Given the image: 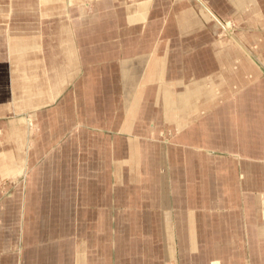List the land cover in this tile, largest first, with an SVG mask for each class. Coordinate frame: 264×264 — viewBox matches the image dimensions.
<instances>
[{
	"label": "crops",
	"instance_id": "0c3cea01",
	"mask_svg": "<svg viewBox=\"0 0 264 264\" xmlns=\"http://www.w3.org/2000/svg\"><path fill=\"white\" fill-rule=\"evenodd\" d=\"M44 5L0 0V52L9 46L0 56V183L10 188L32 153L15 140L22 88L36 90L25 112L51 105L65 82L77 92L72 105L91 97L84 105L99 110L71 118L73 162L70 148L67 165L52 161L32 180L56 188L31 198L48 206L36 220H51L50 238L36 245L42 264H264V0H71L68 70L58 49L44 50L47 10L64 6ZM54 79L58 92L45 97ZM79 130L90 147L103 141L87 163ZM83 175L96 194L80 201Z\"/></svg>",
	"mask_w": 264,
	"mask_h": 264
},
{
	"label": "rangeland",
	"instance_id": "374dc122",
	"mask_svg": "<svg viewBox=\"0 0 264 264\" xmlns=\"http://www.w3.org/2000/svg\"><path fill=\"white\" fill-rule=\"evenodd\" d=\"M16 0H14L15 2ZM28 4H38L41 8L42 4L48 7L52 3L63 4V10L59 13V15H55L56 11L47 10V14L44 12V50L46 52H54L58 49V55L60 56L59 62L61 69L66 67V63L69 56V62L71 63V57L74 55V51L68 45V36L71 35V10L68 11L67 4L69 3V8H71V0H26ZM41 4H40V3ZM45 7V8H46ZM34 9V6H32ZM67 9V10H66ZM35 11V10H34ZM33 13H36V11ZM1 12V11H0ZM28 12H32L29 10ZM38 12V11H37ZM58 12V11H57ZM30 16V15H27ZM1 17V15H0ZM4 17V16H2ZM6 20H8L7 15H5ZM29 18V17H28ZM222 27L228 30L231 35L233 34V29L229 26L228 22L223 23L222 20L220 21ZM222 27H217L221 30L219 32L220 38L223 36H228L227 33L224 32ZM165 28V27H164ZM28 33H32L31 29L28 30ZM164 31V29H163ZM60 36V42L57 45L53 40V36ZM163 35V32L162 34ZM65 38V41H63ZM1 44V43H0ZM5 52L1 53V60H5L7 57V53L9 50V46L5 42ZM17 49H23V46L16 45ZM27 49V47L25 48ZM57 52V51H56ZM56 54L54 55L55 58L53 60V66L51 64L50 57L47 58L45 61L49 63L48 73L45 72V75L42 74L41 76L44 77L46 81V85L49 84V81L55 77L52 74L53 69L56 70L55 63H57ZM43 60V61H44ZM60 69V68H59ZM87 77L94 79V76ZM40 76V77H41ZM33 77V76H31ZM30 79L29 81H31ZM133 82V76L131 79L129 78L128 84ZM59 80L55 79L50 83L48 91L45 89L43 91V95L51 97V94H57ZM71 82L63 83V89L57 95L56 99L52 102L51 105L45 106L40 108L38 112L35 114L31 112H25L27 108H34L33 102L31 98L35 96L34 92H36L35 87H32L31 83H29L26 88H22L23 90V97L24 100L28 98V100L24 101V106H20L21 114L18 116V121L20 128H17L15 131V140L17 141L18 146L21 145L25 148V151L32 152L28 158V166L26 170L22 171L20 177H18L14 184L9 188V186L4 185V181L0 183V264H42L44 259L40 257L41 249H38L36 245L42 244V241H46L50 238L47 234H45L48 230V226L51 224V220L48 218L36 220L34 216V212L38 210L39 212L45 209H48L46 203H34L32 202L31 198L34 195H43L46 198L48 195H51L52 192H55L56 188L51 187L47 180L43 181L44 184L41 186L33 185V181L37 179L39 174H44L45 169L50 168V164L52 161H59L62 162L64 165H67L69 156V149L71 148V162H73L72 158V149H76L78 140L75 138V131H74V124L71 123V118L74 117V114L77 112L81 114V116L86 115L88 118L96 117V112L99 110V106H91V103L95 102L94 99L89 97V99L84 100L81 99L80 103L81 106L77 108L72 105L76 100L74 99L75 96V88H71ZM91 85H93L91 83ZM3 86V85H2ZM34 88V90H33ZM133 89V87H130ZM41 91V89L39 88ZM3 91V90H2ZM0 91V92H2ZM38 92L41 94V92ZM84 92H81V95ZM89 96L94 94L92 91L87 92ZM87 102H91L90 105H84ZM30 105L31 107H29ZM84 105V106H83ZM13 110L15 108H12ZM2 133L0 132V135ZM79 161L80 162H88L90 159V154L92 153V148L94 152H96L98 147L102 146L101 139L99 137H93L92 144L90 147V141L87 137L86 133L83 130H79ZM164 146H169L171 144V139H158ZM174 141V140H173ZM116 139H113V144L115 145ZM27 143V144H26ZM28 145V148H27ZM34 151L36 153H34ZM40 154H38V153ZM92 157V156H91ZM95 153L93 158H95ZM174 157H177L174 155ZM226 157V156H223ZM5 158L4 155L0 157V171H4L5 167ZM34 158L37 161H34ZM58 158V159H57ZM30 159V160H29ZM39 162V169H34V164L31 166L30 163ZM104 166L107 167L109 165V159L106 157L104 159ZM42 164V165H41ZM84 173V172H83ZM46 174V173H45ZM46 183V184H45ZM6 189V191H4ZM62 190V189H61ZM73 190V188H71ZM79 194H80V201L84 200L85 198H90L96 194V181L87 180L85 175L80 181L79 187ZM20 196H24V203L22 206L19 202ZM11 198V199H10ZM8 200V201H7ZM11 200V201H9ZM37 205V209L35 206ZM81 206V205H80ZM40 207V209H38ZM22 215V217H21ZM78 220H77V235L79 236V229H78ZM39 223V227L36 230V226ZM37 231L39 233H37ZM73 231V230H71ZM37 234H36V233ZM43 235H42V233ZM72 233V232H71ZM59 238L56 240L58 241L59 245L63 248L66 247L68 240L66 234H61L58 236ZM48 241V240H47ZM71 242L73 243V237L71 234ZM36 248L39 250L37 251ZM40 252V253H39ZM63 259L59 262H62ZM63 263V262H62ZM64 264V263H63Z\"/></svg>",
	"mask_w": 264,
	"mask_h": 264
}]
</instances>
